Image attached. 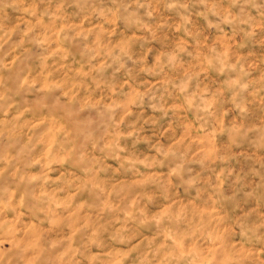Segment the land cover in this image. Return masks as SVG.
I'll list each match as a JSON object with an SVG mask.
<instances>
[{
    "label": "rangeland",
    "instance_id": "obj_1",
    "mask_svg": "<svg viewBox=\"0 0 264 264\" xmlns=\"http://www.w3.org/2000/svg\"><path fill=\"white\" fill-rule=\"evenodd\" d=\"M0 264H264V0H0Z\"/></svg>",
    "mask_w": 264,
    "mask_h": 264
}]
</instances>
